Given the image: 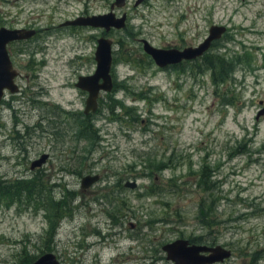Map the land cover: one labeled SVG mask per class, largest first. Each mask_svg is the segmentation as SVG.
<instances>
[{"label": "rangeland", "instance_id": "rangeland-1", "mask_svg": "<svg viewBox=\"0 0 264 264\" xmlns=\"http://www.w3.org/2000/svg\"><path fill=\"white\" fill-rule=\"evenodd\" d=\"M114 1L0 0V28L40 30L26 52L10 47L21 91L0 109V182L39 178L47 200L0 199V264H173L162 247L178 239L232 252L215 264H264V0ZM110 12L123 29L61 26ZM212 25L227 28L207 52L231 65L225 83L200 58L158 68L140 42L195 47ZM99 38L113 91L83 122L75 83L94 73Z\"/></svg>", "mask_w": 264, "mask_h": 264}, {"label": "water", "instance_id": "water-1", "mask_svg": "<svg viewBox=\"0 0 264 264\" xmlns=\"http://www.w3.org/2000/svg\"><path fill=\"white\" fill-rule=\"evenodd\" d=\"M143 0H137L136 5ZM126 0H115L114 5L123 7ZM113 7V6H112ZM126 24V15L116 18L110 12L103 15H93L86 18H77L73 21H67L64 25L72 26H91L104 29L105 32L111 29H123ZM227 32L223 25H212L208 29L206 38L195 47L184 49L176 48H156L148 41L141 40L143 51L153 60L158 68L178 65L183 61H193L202 57L211 47L214 41H218ZM34 31L9 30L0 28V102L5 98L6 93H15L17 88L13 83L16 72L12 69L11 62L7 53L6 46L14 40H24L31 37ZM96 69L92 75L80 76L76 87L88 92L86 99L85 114L97 110V98L99 93L111 92L113 82L111 77L112 68V42L106 38L97 40V47L94 54ZM264 114V108L257 113L256 119ZM47 160V155L31 163V170L41 167ZM99 179L98 175H90L82 178L80 186L82 189L89 188ZM125 187L135 189L137 183L127 181ZM162 251L166 254V259L173 264H215L222 263L231 257V251L221 246H202L190 244L187 240L178 239L172 243L164 245ZM30 264H60L56 256L46 253Z\"/></svg>", "mask_w": 264, "mask_h": 264}, {"label": "trees", "instance_id": "trees-1", "mask_svg": "<svg viewBox=\"0 0 264 264\" xmlns=\"http://www.w3.org/2000/svg\"><path fill=\"white\" fill-rule=\"evenodd\" d=\"M218 41H214L213 43ZM207 52L200 57V60H202V64L205 67V71H209L211 73L213 82L217 84L225 83L228 78H230L229 75L232 71L231 65L229 66L222 57L217 55L207 56ZM84 130L92 131L89 127H84ZM0 199L5 204L23 205L29 206L30 208H35L37 205V207H39L47 202L44 197V192L39 178L29 180L16 179L11 182H0ZM61 211L62 206L61 202H59L57 203L55 216L58 217ZM65 215L66 214H62L60 217H64ZM23 262L29 261L24 260Z\"/></svg>", "mask_w": 264, "mask_h": 264}, {"label": "flooded vegetation", "instance_id": "flooded-vegetation-1", "mask_svg": "<svg viewBox=\"0 0 264 264\" xmlns=\"http://www.w3.org/2000/svg\"><path fill=\"white\" fill-rule=\"evenodd\" d=\"M81 18V17H80ZM68 21V20H67ZM66 21V22H67ZM73 21V20H72ZM66 22H64L61 26H66V25H64ZM67 26H72V25H67ZM1 28H5V27H1ZM8 29V28H7ZM9 30H26V31H34V34L31 36V37H29V38H27V39H24V40H14V41H12V42H10V43H8L7 44V46H6V49H7V53H8V56H9V60H10V62H11V65H12V69L16 72V77L13 79V83L15 84V86H16V88H17V91L15 92V93H10L11 95H14V94H16V93H18V92H20L21 91V88L19 87V85H17V80H18V78L21 76V73H20V71L19 70H17L16 68H15V66H14V64H13V60H12V53H11V50H10V47L13 45V44H17V45H20V46H25V48L23 49V50H20L21 52H26L27 50H29L30 49V46H29V44L32 42V41H34L36 38H38L39 37V33H40V30L39 29H33V28H12V29H9ZM141 40H145V39H141ZM141 40H140V42H141ZM180 50V49H179ZM32 54H34V53H32ZM43 54V53H42ZM45 59H41V60H39V63L41 64H44L45 63ZM153 61V60H152ZM184 62V61H183ZM30 63H32V64H34V62L33 61H31V62H29V64ZM182 63V62H181ZM180 63V64H181ZM180 64H178V65H180ZM28 65V64H27ZM35 65V64H34ZM178 65H174V66H178ZM28 67V66H27ZM169 67V66H168ZM161 69H163V68H161ZM88 76V75H87ZM80 77V76H79ZM78 77V78H79ZM78 78H77V80H78ZM76 84H77V82L75 83V87H76ZM77 88V87H76ZM79 89V88H78ZM80 90V93H81V95L82 96H86V99H87V97H88V92H86V91H84V90H81V89H79ZM111 91H113V88H112V90ZM105 92H100L99 93V95H98V98H97V109H98V106H99V102H100V99H101V97H102V95L104 94ZM108 93H110V92H108ZM9 94V93H8ZM7 96V93H6V95H5V97ZM86 99L84 100V105L86 106ZM4 100H5V98L0 102V109L2 108V104L4 103ZM84 110H85V107H84ZM96 112V111H95ZM95 112H89L88 114H85V112L83 111V116H82V118H83V122H86L84 119L85 118H88V117H91L92 115H93V113H95ZM44 164V163H43ZM42 164V165H43ZM99 179H100V177H99ZM99 179H98V181H99ZM97 181V182H98ZM124 186H125V184H124ZM125 188H127V187H125ZM130 189V188H129ZM202 246H206V245H202ZM208 247H210V246H208ZM228 250V249H227ZM231 255H232V252H231ZM230 259V258H229ZM227 260V259H226ZM225 260V261H226ZM223 263V262H222Z\"/></svg>", "mask_w": 264, "mask_h": 264}, {"label": "bare ground", "instance_id": "bare-ground-1", "mask_svg": "<svg viewBox=\"0 0 264 264\" xmlns=\"http://www.w3.org/2000/svg\"><path fill=\"white\" fill-rule=\"evenodd\" d=\"M10 94V93H9Z\"/></svg>", "mask_w": 264, "mask_h": 264}]
</instances>
